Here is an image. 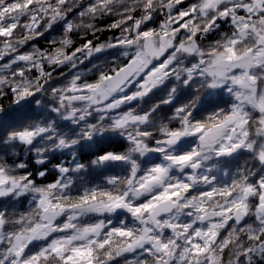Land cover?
<instances>
[{
	"label": "clouds",
	"instance_id": "obj_1",
	"mask_svg": "<svg viewBox=\"0 0 264 264\" xmlns=\"http://www.w3.org/2000/svg\"><path fill=\"white\" fill-rule=\"evenodd\" d=\"M0 264H264V0H0Z\"/></svg>",
	"mask_w": 264,
	"mask_h": 264
},
{
	"label": "snow or ice",
	"instance_id": "obj_2",
	"mask_svg": "<svg viewBox=\"0 0 264 264\" xmlns=\"http://www.w3.org/2000/svg\"><path fill=\"white\" fill-rule=\"evenodd\" d=\"M31 2H32V0H28V3H31ZM136 211H139V209H137ZM164 247L166 248L167 245H165ZM75 251L79 252V250H75ZM204 251H206V249H203V248L199 247L198 245H194L192 255L198 256V255L202 254Z\"/></svg>",
	"mask_w": 264,
	"mask_h": 264
}]
</instances>
